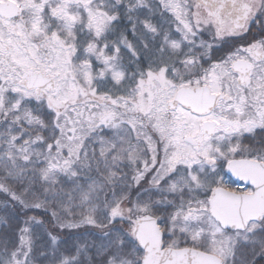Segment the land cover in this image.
Masks as SVG:
<instances>
[{"label":"snow or ice","instance_id":"snow-or-ice-1","mask_svg":"<svg viewBox=\"0 0 264 264\" xmlns=\"http://www.w3.org/2000/svg\"><path fill=\"white\" fill-rule=\"evenodd\" d=\"M0 264H264V0H0Z\"/></svg>","mask_w":264,"mask_h":264}]
</instances>
